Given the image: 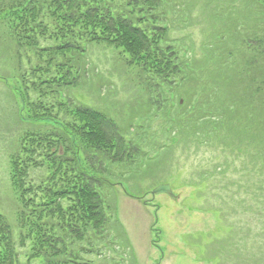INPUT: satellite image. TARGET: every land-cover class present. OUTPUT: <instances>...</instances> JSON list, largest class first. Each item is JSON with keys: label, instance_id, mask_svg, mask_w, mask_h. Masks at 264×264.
I'll return each mask as SVG.
<instances>
[{"label": "trees", "instance_id": "16d2710c", "mask_svg": "<svg viewBox=\"0 0 264 264\" xmlns=\"http://www.w3.org/2000/svg\"><path fill=\"white\" fill-rule=\"evenodd\" d=\"M163 1L0 0V29L14 55L13 91L20 118L44 124L26 129L10 155L20 232L14 234L0 212V264H98L89 258L104 254L97 242L118 238L116 209L109 199L112 190L115 192L113 167L131 169L143 152L111 115L77 100L69 91L81 82L90 44L118 50L126 68L144 72L146 85L158 94L160 88L162 92L180 89L197 79L190 48L171 39L167 20L171 10L165 12ZM261 2L264 5V0ZM252 4L248 2L240 11V29L249 22L252 30L248 36L254 35L245 44L251 51L257 48L249 69L264 54L263 19ZM230 25L231 33L224 31L220 39L238 41L237 25L232 21ZM235 59L224 65H219L216 57L213 62H203L205 74L216 75L220 86L213 98L203 101L210 109L202 111L205 106L199 108V101L187 109L186 103L179 101L178 113L173 111V120L167 125L172 128L175 124L185 142L190 136L200 144L217 147L230 138L240 143V149L252 143L260 146L258 152L247 150L250 158L243 170L244 179L229 183L255 187L257 200L258 191L264 190V67H260V77L250 75L247 66L239 75ZM233 70L238 76L229 78ZM155 134L145 128V162L148 151L158 153L168 147ZM217 168L224 170L227 164ZM251 173L263 177L260 183Z\"/></svg>", "mask_w": 264, "mask_h": 264}, {"label": "rangeland", "instance_id": "374dc122", "mask_svg": "<svg viewBox=\"0 0 264 264\" xmlns=\"http://www.w3.org/2000/svg\"><path fill=\"white\" fill-rule=\"evenodd\" d=\"M250 1L264 26L261 0L163 1L165 12L171 10L167 19L171 39L178 46L190 48L198 76L184 88L163 89V92L160 88L158 94L146 85L144 72L139 74L138 69L126 68L118 50L104 44L89 45L86 70H82L81 82L70 89V95L111 115L125 130L124 135L143 152L137 166L113 167L116 169L111 182L116 193L112 190L109 199L116 209L118 238L111 237L117 244L111 240L97 242L104 254L89 258L98 264H264V212L261 211L264 190L258 191L256 200L255 187L229 184L232 179H244L243 170L250 158L247 150L258 152L260 146L252 143L247 149L243 145L240 149L237 147L240 143L230 138L217 147L200 144L190 136L185 142L175 130V124L172 128L167 125L168 120H173V111L177 115L179 101L186 103L187 109L197 101L199 108L205 106L202 111L210 109L203 101L208 96L213 98L220 86L218 78H214L216 75L205 74L203 62H213L216 57L219 65L231 64L240 56L235 59V70L239 72L247 66L250 75L261 76L264 54L257 57L259 63L255 67H248L255 57L252 52L257 49L251 51L245 44L249 37H254L248 36L251 24L243 23L240 29V11ZM231 21L237 25L238 41L221 40L224 31L231 33ZM255 30L259 32L258 28ZM233 35H236L234 30ZM8 43L0 29V212L12 225L14 234H18L19 203L10 179V155L26 129L44 124L20 118L13 91L14 55ZM30 66L27 63L26 68ZM237 76L233 70L229 78ZM229 87L232 89V84ZM173 102V108L166 112ZM165 103L166 108H162ZM145 128L155 132L159 142L168 145L158 153L155 148L156 152L148 151L146 162ZM227 134L225 131L224 135ZM258 155L260 159L261 154ZM223 163L227 164L226 169L217 168ZM251 174L258 183L263 179ZM160 185H169L172 191L153 195L152 191Z\"/></svg>", "mask_w": 264, "mask_h": 264}, {"label": "water", "instance_id": "95a60500", "mask_svg": "<svg viewBox=\"0 0 264 264\" xmlns=\"http://www.w3.org/2000/svg\"><path fill=\"white\" fill-rule=\"evenodd\" d=\"M170 190L169 185H160L154 190V193L167 192Z\"/></svg>", "mask_w": 264, "mask_h": 264}]
</instances>
